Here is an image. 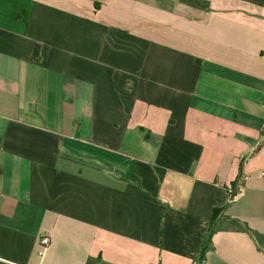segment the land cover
<instances>
[{
	"label": "crops",
	"instance_id": "0c3cea01",
	"mask_svg": "<svg viewBox=\"0 0 264 264\" xmlns=\"http://www.w3.org/2000/svg\"><path fill=\"white\" fill-rule=\"evenodd\" d=\"M262 173L264 0H0V264H264Z\"/></svg>",
	"mask_w": 264,
	"mask_h": 264
},
{
	"label": "trees",
	"instance_id": "16d2710c",
	"mask_svg": "<svg viewBox=\"0 0 264 264\" xmlns=\"http://www.w3.org/2000/svg\"><path fill=\"white\" fill-rule=\"evenodd\" d=\"M34 54H35V58L38 59V56H39V48L38 47L35 49ZM217 214H218V210H215V213H214V216H213V220L216 218ZM234 222L237 223L239 225V227H241L244 231L252 232L251 229L246 224L242 225L238 220H235ZM212 233H213V229L211 228L209 230L208 234L205 236L204 246L201 249V253H200V258H199L198 264H202L204 262V260H205V253L207 251L208 244L210 242Z\"/></svg>",
	"mask_w": 264,
	"mask_h": 264
},
{
	"label": "built area",
	"instance_id": "2783aa9c",
	"mask_svg": "<svg viewBox=\"0 0 264 264\" xmlns=\"http://www.w3.org/2000/svg\"><path fill=\"white\" fill-rule=\"evenodd\" d=\"M264 175V173H262ZM40 250L39 255L42 257L51 245V239L48 235H42L39 240Z\"/></svg>",
	"mask_w": 264,
	"mask_h": 264
}]
</instances>
